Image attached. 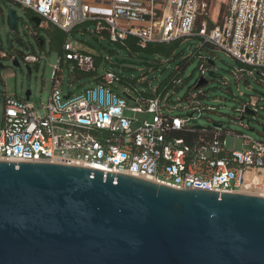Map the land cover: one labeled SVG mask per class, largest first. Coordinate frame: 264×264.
Returning a JSON list of instances; mask_svg holds the SVG:
<instances>
[{
    "label": "built area",
    "instance_id": "obj_1",
    "mask_svg": "<svg viewBox=\"0 0 264 264\" xmlns=\"http://www.w3.org/2000/svg\"><path fill=\"white\" fill-rule=\"evenodd\" d=\"M8 1L39 17V27L50 24L66 34L79 24L95 22L97 33L106 34L112 42L131 35L141 47L197 37L201 77L209 78L207 72L212 67L208 59L214 60L216 52H223L240 63L234 72L238 81L252 76L264 84V0H228L219 23L211 22L205 0H96L97 4L84 0ZM1 57L18 58L3 50ZM97 58L74 50L65 39L52 73L48 100L39 108L30 98L0 91V161L64 160L180 190L264 198V140L226 130L223 123L197 128L194 114L201 116L203 111L216 109L197 101L198 93L190 94L185 99L187 105L182 106L154 90L153 96L138 97L132 106L112 88L118 82L117 73L97 74ZM23 61L31 66L38 64L39 58L23 54ZM70 64L74 70L94 73L95 86L78 94H63L62 68ZM261 100L264 94L242 102L238 109L240 118L245 116L244 120L239 118L241 126L251 129L250 120L264 109L259 105ZM246 108L254 115L246 113ZM185 110L188 112L181 114ZM125 111L152 114V119L140 121L126 116ZM228 135L234 140L231 147ZM238 138L242 139L241 148L235 145Z\"/></svg>",
    "mask_w": 264,
    "mask_h": 264
},
{
    "label": "water",
    "instance_id": "obj_2",
    "mask_svg": "<svg viewBox=\"0 0 264 264\" xmlns=\"http://www.w3.org/2000/svg\"><path fill=\"white\" fill-rule=\"evenodd\" d=\"M8 19L14 31L12 7ZM30 21L40 28L39 17ZM208 63L207 76L218 77L215 60ZM12 64L20 67L18 58ZM207 83L201 77L196 88ZM0 264H264V198L72 164L0 161Z\"/></svg>",
    "mask_w": 264,
    "mask_h": 264
},
{
    "label": "rangeland",
    "instance_id": "obj_3",
    "mask_svg": "<svg viewBox=\"0 0 264 264\" xmlns=\"http://www.w3.org/2000/svg\"><path fill=\"white\" fill-rule=\"evenodd\" d=\"M84 1L97 4L96 0ZM205 1L209 3L211 22H221L226 10L223 0ZM9 7L16 10L18 15L15 31L10 29ZM30 15L29 11L18 4H12L8 0H0V46L3 47V51L16 54L21 64L20 67L14 66L10 58H0V64L3 65L0 68V91H6L9 96L23 98L26 91L31 90L30 101L34 103L36 108H39L41 104H46L48 100L52 88V73L54 66L58 64L64 39L74 50H83L99 58L103 56L99 60L98 75H103L105 71H113L132 80L137 90L144 91L149 95L153 94L154 90L174 73L177 66L183 63L184 58L189 55V44L191 42L200 43L199 38L194 37L161 45L160 48L149 46L146 49L130 51L120 46L119 43L112 42L106 34L97 33L95 22L79 24L67 34H63L52 25L34 29ZM27 26L31 27L32 30ZM34 30H37L39 36L45 40L43 47H40L37 42L33 34ZM8 40L11 44L13 43L11 49ZM23 54H35L39 58L38 64L33 63L31 65V74H28L27 66L23 61ZM116 59L133 63L117 64ZM214 60L218 77L208 78L207 84L193 89L192 92H204L206 96L196 100L202 104L213 105L216 109L203 111L201 116L195 113L194 119L197 124L213 127L214 123H223V128L226 130L264 140V109H259L256 117L249 122L254 131L239 124L240 113L238 111L242 102L247 101L250 96L259 97L264 94V84L256 81L252 76H248L247 81L243 79L238 81L234 72L241 66L240 63L223 52H216ZM199 65V58H195L186 66L182 75L183 86L173 94L174 101L181 103L182 106L187 105L185 97L201 76ZM62 69L63 94L68 92L78 94L96 84L95 74L79 75L75 72L72 64L64 65ZM253 72L255 73L256 69ZM69 83H72L71 87H69ZM112 88L116 93L124 96L130 105L137 104L138 95L131 85L116 82ZM259 105L264 106V100L259 101ZM187 112L185 110L181 114ZM125 115L135 117L140 121L152 119V114L147 113L125 111ZM233 142L232 135H228V146L231 147ZM235 143L237 148L242 147L241 138H238Z\"/></svg>",
    "mask_w": 264,
    "mask_h": 264
},
{
    "label": "trees",
    "instance_id": "obj_4",
    "mask_svg": "<svg viewBox=\"0 0 264 264\" xmlns=\"http://www.w3.org/2000/svg\"><path fill=\"white\" fill-rule=\"evenodd\" d=\"M56 29L63 34H66L64 31H62L58 28H56ZM180 40H182V39L173 40L170 42H150L145 47H141L137 44V38L129 35L124 40L116 42V43H119L120 46H122L125 49H128L130 51H137L138 49H146L149 46H154L155 48H160L161 45H166V44L168 45V44L180 41ZM206 51H210V50L206 48ZM199 55H200L199 47L198 46L192 47L189 50V55L184 58L183 63L181 65H178L177 68L175 69L174 73L166 81H164L160 86H158L155 89L156 93L160 94L162 97L166 96V98L169 102H175L173 99V94L183 86L184 81L182 79V75L185 71L186 66L195 58H199ZM99 60H100V58H97V60H96L97 65L100 64ZM199 60H200V58H199ZM201 63H202V61L200 60V65H201ZM200 65H199V68H200ZM75 72L79 75H83V74L93 75L94 74V73L84 72V71H81L79 69H75ZM117 75H118V82L131 85L134 88L135 92L137 93L138 97H143L145 99H148L154 95V93L149 95V94L145 93L144 91L137 90L135 85L133 84L132 80H130L126 77H123L119 74H117ZM200 78H201V76H200ZM197 81L195 82L194 86L191 88L190 92L186 95L185 99L188 98V96H190V94H192V93H198V98L206 96L205 93L202 91L192 92L193 89H196Z\"/></svg>",
    "mask_w": 264,
    "mask_h": 264
},
{
    "label": "flooded vegetation",
    "instance_id": "obj_5",
    "mask_svg": "<svg viewBox=\"0 0 264 264\" xmlns=\"http://www.w3.org/2000/svg\"><path fill=\"white\" fill-rule=\"evenodd\" d=\"M30 13H31V12H30ZM32 16H35V15L31 13L30 18H31ZM32 26L34 27V29L38 28V27H36L35 24H33V23H32ZM16 27H17V24H16ZM27 28L31 29V27H29V26H27ZM40 28H43V27H40ZM40 28H38V29H40ZM15 29H16V28H15ZM31 30H32V29H31ZM14 31H15V30H14ZM33 34H34V36L36 37V39L40 38L39 33L37 32V30H34V31H33ZM41 38H42V37H41ZM43 40H44V39H43ZM44 44H45V40H44ZM12 47H13V43H12ZM20 65H21V64H20ZM26 66H27V65H26ZM31 68H32V67H31Z\"/></svg>",
    "mask_w": 264,
    "mask_h": 264
},
{
    "label": "bare ground",
    "instance_id": "obj_6",
    "mask_svg": "<svg viewBox=\"0 0 264 264\" xmlns=\"http://www.w3.org/2000/svg\"><path fill=\"white\" fill-rule=\"evenodd\" d=\"M60 163H64V164H76V163H70V162H67V161H64V160H60L59 161ZM76 165H81V166H85V165H82V164H76ZM141 178H143V177H141ZM144 179H146V178H144ZM151 181V180H150Z\"/></svg>",
    "mask_w": 264,
    "mask_h": 264
},
{
    "label": "crops",
    "instance_id": "obj_7",
    "mask_svg": "<svg viewBox=\"0 0 264 264\" xmlns=\"http://www.w3.org/2000/svg\"><path fill=\"white\" fill-rule=\"evenodd\" d=\"M223 2H224V4L226 5L227 2H228V0H223ZM47 26H50V24H47ZM47 26H46V27H47Z\"/></svg>",
    "mask_w": 264,
    "mask_h": 264
}]
</instances>
